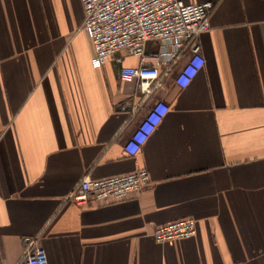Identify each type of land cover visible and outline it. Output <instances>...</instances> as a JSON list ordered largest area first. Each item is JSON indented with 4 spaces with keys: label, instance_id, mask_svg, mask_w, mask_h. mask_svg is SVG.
I'll list each match as a JSON object with an SVG mask.
<instances>
[{
    "label": "crops",
    "instance_id": "0c3cea01",
    "mask_svg": "<svg viewBox=\"0 0 264 264\" xmlns=\"http://www.w3.org/2000/svg\"><path fill=\"white\" fill-rule=\"evenodd\" d=\"M182 1L215 3L204 67L177 84L187 44L142 93L116 59L93 66L82 0H0V264H25L27 236L50 264H264V0ZM161 100L167 114L128 155ZM141 167L150 184L123 201L73 200L86 176ZM187 216L196 236L156 241Z\"/></svg>",
    "mask_w": 264,
    "mask_h": 264
},
{
    "label": "built area",
    "instance_id": "2783aa9c",
    "mask_svg": "<svg viewBox=\"0 0 264 264\" xmlns=\"http://www.w3.org/2000/svg\"><path fill=\"white\" fill-rule=\"evenodd\" d=\"M85 8L83 29L90 37L94 55L92 64L103 67L112 58L121 64L124 81L138 82V90L149 93L161 77L162 68L175 62L187 44L192 54L176 77L185 88L204 67L205 59L197 39L211 28L215 3H185L182 0H82ZM137 56L138 65L123 64L122 52ZM129 108L124 104L122 109ZM169 106L157 101L125 144L130 156H136L155 127L167 114ZM136 112V109L133 111ZM146 167L108 176L83 178L73 200L80 205L123 201L150 184ZM198 233L193 217L171 221L157 227V242L191 238ZM25 264H50L47 249L38 237L24 238Z\"/></svg>",
    "mask_w": 264,
    "mask_h": 264
}]
</instances>
